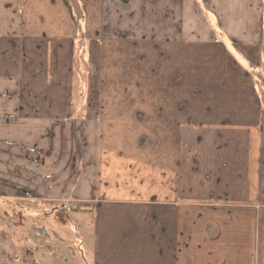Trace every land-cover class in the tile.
I'll return each instance as SVG.
<instances>
[{
	"label": "crops",
	"instance_id": "0c3cea01",
	"mask_svg": "<svg viewBox=\"0 0 264 264\" xmlns=\"http://www.w3.org/2000/svg\"><path fill=\"white\" fill-rule=\"evenodd\" d=\"M70 1L0 0V206L74 201L92 264H264V0Z\"/></svg>",
	"mask_w": 264,
	"mask_h": 264
},
{
	"label": "rangeland",
	"instance_id": "374dc122",
	"mask_svg": "<svg viewBox=\"0 0 264 264\" xmlns=\"http://www.w3.org/2000/svg\"><path fill=\"white\" fill-rule=\"evenodd\" d=\"M76 52L79 54L81 50ZM77 64L74 63L72 84L74 102L80 101L82 96V74ZM61 202L52 207L29 203L26 209L18 205H11L9 208L0 206V233L2 230L11 232L9 240L12 251L15 250L19 255L21 264H92L87 244L76 226L74 217L77 214L74 211L68 214L61 213L58 210ZM2 216L4 220H1ZM39 228L44 229L42 233H39ZM23 247L26 250L22 249ZM14 254L8 255L11 262H16Z\"/></svg>",
	"mask_w": 264,
	"mask_h": 264
},
{
	"label": "built area",
	"instance_id": "2783aa9c",
	"mask_svg": "<svg viewBox=\"0 0 264 264\" xmlns=\"http://www.w3.org/2000/svg\"><path fill=\"white\" fill-rule=\"evenodd\" d=\"M78 209V204L75 203L72 200H63L59 205H58V210L63 213V214H68L73 211H76Z\"/></svg>",
	"mask_w": 264,
	"mask_h": 264
},
{
	"label": "water",
	"instance_id": "95a60500",
	"mask_svg": "<svg viewBox=\"0 0 264 264\" xmlns=\"http://www.w3.org/2000/svg\"><path fill=\"white\" fill-rule=\"evenodd\" d=\"M43 230H44L43 228H39V229H38L39 233H42Z\"/></svg>",
	"mask_w": 264,
	"mask_h": 264
}]
</instances>
